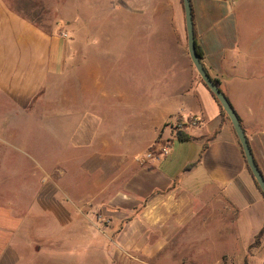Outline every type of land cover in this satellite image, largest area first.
Returning <instances> with one entry per match:
<instances>
[{
	"label": "crops",
	"instance_id": "crops-1",
	"mask_svg": "<svg viewBox=\"0 0 264 264\" xmlns=\"http://www.w3.org/2000/svg\"><path fill=\"white\" fill-rule=\"evenodd\" d=\"M51 1L56 18L46 30L0 0V125L37 119L59 159L51 170L40 164L42 172L59 175V195L75 207L83 198H70L66 181L75 173L90 178L84 198L91 214L84 218L94 223L101 210L109 224L97 231L118 232L123 250L157 254L196 224H210L214 238L233 240L230 262L264 263V195L230 119L191 61L183 0ZM190 1L201 62L236 111L264 176V0ZM108 25H116L118 46L132 48V57L118 50L117 60L133 59V87L87 83L108 62L90 50L94 37L109 35ZM142 83L150 96L139 93ZM106 98L130 117L111 133L98 113ZM172 121L183 128L173 131ZM180 133L191 139L179 141ZM144 137L146 145L130 154ZM167 144L168 155H160ZM149 152L158 157L140 163ZM14 233L0 227V246L10 247Z\"/></svg>",
	"mask_w": 264,
	"mask_h": 264
},
{
	"label": "rangeland",
	"instance_id": "rangeland-1",
	"mask_svg": "<svg viewBox=\"0 0 264 264\" xmlns=\"http://www.w3.org/2000/svg\"><path fill=\"white\" fill-rule=\"evenodd\" d=\"M7 1L46 30H49L51 21L56 18L49 6L51 0ZM97 17L105 20L104 15ZM108 19L116 21V15H109ZM104 30L103 34L109 35L94 37L90 50L94 55L108 56V62H103L102 73L87 79L88 85L101 89L107 85L115 87L118 82L121 85L120 82L127 81L133 87V59L130 58L126 64L117 60L118 50L125 56L132 57L131 46H118L116 25H108ZM137 80L150 79L141 77ZM151 81L161 83L162 80L153 77ZM139 86L141 96L151 95L143 93V83L138 84ZM45 101H53L52 93ZM102 101L104 103L99 107L98 113L106 117V130L110 133L117 131L120 120L127 122L130 117L118 107V103L107 98ZM40 113L44 111L40 110ZM76 117L79 118V114ZM169 126L173 131H178L180 121H172ZM0 135L11 141L0 142V227H7L15 232L10 247L5 249L4 244L0 246V264H243L235 260L230 262L229 257L234 256L236 251L233 240L214 238L210 224H196L157 254L123 250L120 248L118 232H109L106 236L97 231L96 228L101 229L109 224L101 220V210L94 212V223L84 218L91 214L84 198L88 193L90 178L75 173L71 175L70 181H66L62 190L69 193L76 203L83 198L82 203H77L75 207L70 205V201L66 202L68 199L60 197L54 184V178L59 175L42 172L40 164L51 170L59 159L52 149L53 143L48 132L39 125L37 119L34 124L21 120L8 121L5 125H0ZM147 141L146 137L139 142L134 141L130 154L143 148ZM15 146L28 149L29 155ZM66 177L65 180L68 179ZM73 217L76 221L71 224V230H65Z\"/></svg>",
	"mask_w": 264,
	"mask_h": 264
},
{
	"label": "water",
	"instance_id": "water-1",
	"mask_svg": "<svg viewBox=\"0 0 264 264\" xmlns=\"http://www.w3.org/2000/svg\"><path fill=\"white\" fill-rule=\"evenodd\" d=\"M184 9H185V16H186V26H187V34H188V51L191 58V61L197 70L198 74L200 75L202 81L205 85L209 88V90L214 94V96L219 101L220 105L222 106L223 110L227 114L228 118L230 119L232 126L238 136L239 142L241 144L244 156L246 158L248 167L257 181L260 189L264 193V176L262 175L251 151L249 146L246 134L244 129L241 125L240 119L230 104L227 97L219 88L218 84L210 77L206 69L204 68L197 50H196V43H195V34H194V23H193V15H192V7L190 0H183Z\"/></svg>",
	"mask_w": 264,
	"mask_h": 264
},
{
	"label": "built area",
	"instance_id": "built-area-1",
	"mask_svg": "<svg viewBox=\"0 0 264 264\" xmlns=\"http://www.w3.org/2000/svg\"><path fill=\"white\" fill-rule=\"evenodd\" d=\"M64 37H67V34L63 35ZM197 120L196 119H191L190 123L192 125H196ZM183 128V124L180 122V129ZM179 130V129H178ZM169 149H170V144L167 145H162L160 148V155L162 156H166L169 153ZM156 157H158V154H156V152H149L146 156H142L138 159V161L140 163H145L147 160L149 159H156Z\"/></svg>",
	"mask_w": 264,
	"mask_h": 264
},
{
	"label": "trees",
	"instance_id": "trees-1",
	"mask_svg": "<svg viewBox=\"0 0 264 264\" xmlns=\"http://www.w3.org/2000/svg\"><path fill=\"white\" fill-rule=\"evenodd\" d=\"M196 50H197V53H198V56H199V58H200V60H202V58H203V52H202V50H201V48L196 44ZM205 84V83H204ZM207 87V86H206ZM208 88V87H207ZM209 89V88H208ZM211 92V91H210ZM212 93V92H211ZM213 94V93H212ZM214 95V94H213ZM215 97V96H214ZM215 99L217 100V98L215 97ZM218 101V100H217ZM219 102V101H218ZM220 107L222 108V106L220 105ZM222 114L225 116V117H227L228 118V116H227V114L225 113V111L223 110V108H222ZM178 139H179V141H181V142H186V141H189L191 138L188 136V135H186V134H184V133H180V134H178ZM249 168V167H248ZM254 181H255V183H256V185H257V187L260 189V187H259V185H258V183H257V181L254 179ZM260 191L262 192V190L260 189ZM262 194L264 195V193L262 192ZM259 242H260V237H258L257 239H256V245L257 244H259ZM246 264H248V262L246 261Z\"/></svg>",
	"mask_w": 264,
	"mask_h": 264
}]
</instances>
